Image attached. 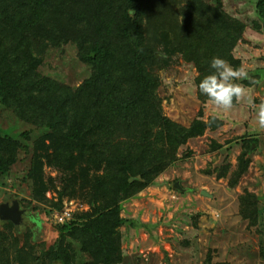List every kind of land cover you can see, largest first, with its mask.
Segmentation results:
<instances>
[{
    "label": "trees",
    "instance_id": "trees-1",
    "mask_svg": "<svg viewBox=\"0 0 264 264\" xmlns=\"http://www.w3.org/2000/svg\"><path fill=\"white\" fill-rule=\"evenodd\" d=\"M255 11L262 20L255 25L264 27V0H256ZM244 29L221 0H0V113L10 111L37 129L33 137L0 126V179L21 152L29 153V205L43 204L52 215L64 199L87 204L63 222L52 221L56 237L39 251L0 217V264L120 263L122 202L153 184L180 157L181 146L221 124L204 119L202 108L188 126L165 115L160 71L177 58L191 63L204 103L209 99L197 85L212 71L210 60L220 56L240 66L231 51ZM68 43L89 69L76 86L39 70L48 47ZM254 74L264 77L262 70ZM256 143L243 137L230 187L247 170ZM228 170L221 166L216 176ZM239 200L242 217L256 224L257 196L246 190ZM204 264L231 263L208 257Z\"/></svg>",
    "mask_w": 264,
    "mask_h": 264
},
{
    "label": "rangeland",
    "instance_id": "rangeland-1",
    "mask_svg": "<svg viewBox=\"0 0 264 264\" xmlns=\"http://www.w3.org/2000/svg\"><path fill=\"white\" fill-rule=\"evenodd\" d=\"M255 2L221 0V7L245 24L242 38L231 52L241 65L254 70L253 77L258 70L264 72V27L260 23L255 25L262 21L255 11ZM39 70L70 86L78 85L89 74L71 43L48 47ZM196 74L194 66L182 58L160 71L158 93L163 112L188 126L202 108L204 119L215 114L221 124L215 129L207 128L203 135L181 146L180 157L153 184L122 202L121 214L127 220L120 228L123 258L118 264H204L208 257L211 262L264 264V129L258 128L255 108L246 102L234 103L228 112L218 109L210 100L203 103L194 82ZM239 83L249 90L255 105L264 102V77H255L248 85ZM0 126L14 133L27 130L30 136L37 135V129L6 110L0 113ZM243 137H255L257 143L248 152L247 170L230 187L229 174L237 166ZM214 143L220 146L214 148ZM29 163L30 154L21 152L9 175L0 179V204L17 200L30 211L33 223L25 216L18 227L14 225L15 234L31 239L39 251L56 237L52 221L57 211L48 215L45 205L28 204L30 183L24 178ZM226 164L227 176H216ZM45 170L47 175L55 174L49 168ZM246 190L258 200V219L253 225L239 211V195ZM51 194L47 192L48 196ZM69 200L74 201L76 210L87 209V204L75 199H64L63 206H70L65 204Z\"/></svg>",
    "mask_w": 264,
    "mask_h": 264
},
{
    "label": "clouds",
    "instance_id": "clouds-1",
    "mask_svg": "<svg viewBox=\"0 0 264 264\" xmlns=\"http://www.w3.org/2000/svg\"><path fill=\"white\" fill-rule=\"evenodd\" d=\"M210 68L212 71L197 85L200 94L206 96L213 105L224 112L230 111L236 102L243 101L253 105L256 124L259 129H264V102L255 105L249 90L239 83V81L253 80L254 70L243 65L234 67L220 56H214L210 60Z\"/></svg>",
    "mask_w": 264,
    "mask_h": 264
},
{
    "label": "water",
    "instance_id": "water-1",
    "mask_svg": "<svg viewBox=\"0 0 264 264\" xmlns=\"http://www.w3.org/2000/svg\"><path fill=\"white\" fill-rule=\"evenodd\" d=\"M177 188H180L178 182L175 183ZM203 194H207L202 191ZM0 217L2 219L11 220L16 227L20 224L21 221V210L19 209V203L17 200H13L12 203L4 202L0 204Z\"/></svg>",
    "mask_w": 264,
    "mask_h": 264
},
{
    "label": "built area",
    "instance_id": "built-area-1",
    "mask_svg": "<svg viewBox=\"0 0 264 264\" xmlns=\"http://www.w3.org/2000/svg\"><path fill=\"white\" fill-rule=\"evenodd\" d=\"M69 204L70 206H63V208L60 210V211H57L53 218H54V221L56 222H63L65 221L66 219H69L71 218L72 216V212L75 211L77 208H76V205H73L74 201L73 200H69L68 202H66L65 204ZM74 207V208H73ZM87 207V205L85 206Z\"/></svg>",
    "mask_w": 264,
    "mask_h": 264
},
{
    "label": "flooded vegetation",
    "instance_id": "flooded-vegetation-1",
    "mask_svg": "<svg viewBox=\"0 0 264 264\" xmlns=\"http://www.w3.org/2000/svg\"><path fill=\"white\" fill-rule=\"evenodd\" d=\"M9 203H12V201L9 202ZM19 209L21 210V221L26 216V218L28 219V221L32 222V219L34 218V216L30 215L31 214L30 211L27 210V209H25V208H22L20 205H19Z\"/></svg>",
    "mask_w": 264,
    "mask_h": 264
}]
</instances>
